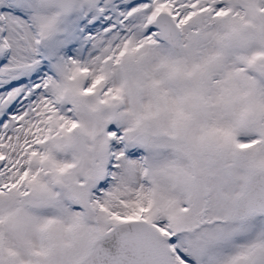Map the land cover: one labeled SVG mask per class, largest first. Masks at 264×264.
Segmentation results:
<instances>
[{
    "label": "snow or ice",
    "instance_id": "obj_1",
    "mask_svg": "<svg viewBox=\"0 0 264 264\" xmlns=\"http://www.w3.org/2000/svg\"><path fill=\"white\" fill-rule=\"evenodd\" d=\"M0 264H264V0H0Z\"/></svg>",
    "mask_w": 264,
    "mask_h": 264
}]
</instances>
